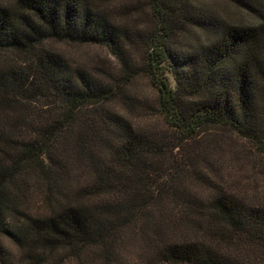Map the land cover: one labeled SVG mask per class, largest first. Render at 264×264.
<instances>
[{
  "label": "trees",
  "instance_id": "trees-1",
  "mask_svg": "<svg viewBox=\"0 0 264 264\" xmlns=\"http://www.w3.org/2000/svg\"><path fill=\"white\" fill-rule=\"evenodd\" d=\"M206 1L149 0L156 27L143 41L142 72L169 133L111 109L119 83L56 50L101 46L130 69V33L93 1L0 3V237L71 249L144 226L163 264H264V1L227 0L254 26L219 18ZM186 29L206 40L177 47ZM212 127L246 140L253 159L208 177L178 162L199 157L190 149ZM190 167L203 194L186 184ZM31 185L45 210L29 206Z\"/></svg>",
  "mask_w": 264,
  "mask_h": 264
},
{
  "label": "rangeland",
  "instance_id": "rangeland-1",
  "mask_svg": "<svg viewBox=\"0 0 264 264\" xmlns=\"http://www.w3.org/2000/svg\"><path fill=\"white\" fill-rule=\"evenodd\" d=\"M12 1L0 0V3L10 4ZM91 1L98 5L116 26L130 33L132 43L127 50L130 69H125L106 48L101 46L55 43L56 50L71 65L85 69L109 84L119 83L122 92L111 102V109L127 116L141 129L152 127L169 133L168 126L159 114L157 89L142 72L145 51L143 41L156 27L149 0ZM202 6L219 18L239 26L257 24L255 16L240 9L231 1L210 0L204 2ZM205 40L206 34L194 29H186L176 37L175 44L186 49L200 45ZM8 57L1 59L3 63L11 60ZM190 152L192 155L201 154L195 160L190 157L191 161L180 155L175 157L184 165L192 166L191 163L194 162L196 172L203 174V177L214 176L220 172L228 174L231 168H238V163L244 160V164L247 163L245 160L253 159V156L250 157L252 154L250 144L246 140L232 131L219 127L206 130L198 142L191 147ZM243 167L244 171L241 173L246 177L262 178L263 175L260 176L257 172L253 174L250 167ZM194 168L188 169L186 184L190 189L193 188L203 194L205 190L201 184H194L197 175L192 174ZM31 186L29 206L33 210H45L42 192ZM142 227L122 226L109 236L106 243L79 245L71 249L62 246L48 248L41 245L30 248L0 237V264H163L156 255L159 246L153 243L152 231L148 230L150 232L145 233L147 229Z\"/></svg>",
  "mask_w": 264,
  "mask_h": 264
}]
</instances>
